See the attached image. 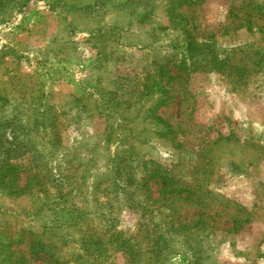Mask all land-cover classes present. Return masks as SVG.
Returning <instances> with one entry per match:
<instances>
[{"label": "rangeland", "instance_id": "374dc122", "mask_svg": "<svg viewBox=\"0 0 264 264\" xmlns=\"http://www.w3.org/2000/svg\"><path fill=\"white\" fill-rule=\"evenodd\" d=\"M205 39L264 49V0H0V139L44 155L0 150V264H264V77L182 69Z\"/></svg>", "mask_w": 264, "mask_h": 264}, {"label": "trees", "instance_id": "16d2710c", "mask_svg": "<svg viewBox=\"0 0 264 264\" xmlns=\"http://www.w3.org/2000/svg\"><path fill=\"white\" fill-rule=\"evenodd\" d=\"M188 53H184L181 61L180 67L187 71H217L221 74L228 75L232 78L236 79L237 83L245 84L250 80H256L258 78L264 77V49L256 48L252 46H235L231 49L223 48L222 45H218L217 41L213 39H205L203 42L191 40L188 43ZM3 137L0 139V150L2 154H5L7 150L11 152H16L18 149H22V154L25 155L29 152L30 162L34 161L39 164V160L44 157L41 153V150L37 146L27 145V139H21L20 143L11 142L8 143L6 139ZM15 146V148H8V145ZM19 152V151H18ZM20 153V155H22ZM12 157H19V155H6V159H4L0 163V186H4L6 188L8 183L14 182L19 178V174L22 172V169L19 168L15 162L11 161ZM41 157V158H40ZM123 162L129 165V160L127 158L122 159ZM153 166V164H151ZM153 168V175H150V178L147 179V175L144 173L140 178L142 181L148 183V181L153 177H161L164 184L169 185L170 181L173 179V176L168 173V168L165 169L162 165L156 164ZM33 170V171H32ZM29 180L27 186H29L30 191L34 190L36 192L46 191L48 193V183L44 177H41V173L33 168L28 169ZM120 173H124L125 177H120ZM46 178V175H45ZM111 179L114 180H123L127 181L125 187L129 186V183L132 178V173L130 170L116 171V175H112ZM10 190L15 191V188H11ZM11 191V192H13ZM49 194V193H48ZM63 194V193H60ZM51 198V196H49ZM130 201L136 202L138 199L131 195L129 197ZM60 199L59 197L55 198V200ZM60 202H56L58 205ZM57 215V214H56ZM57 218V217H56ZM55 222L61 221L60 219H54ZM62 222V221H61ZM45 231L37 233L34 237L33 242V252L39 253L40 251L45 250L47 247V243H45ZM57 235V234H54ZM53 236V233L52 235ZM90 236V235H88ZM92 241L95 240V235H91L89 237ZM164 238V236L160 235L159 238L151 237L149 238V253L150 260L155 258L160 259L162 254L166 251V247H163L160 241ZM167 240V239H165Z\"/></svg>", "mask_w": 264, "mask_h": 264}]
</instances>
